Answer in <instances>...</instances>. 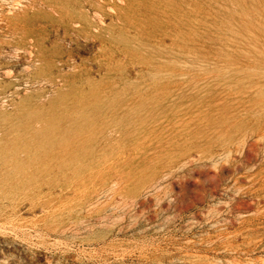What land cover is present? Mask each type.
<instances>
[{
    "label": "rangeland",
    "instance_id": "1",
    "mask_svg": "<svg viewBox=\"0 0 264 264\" xmlns=\"http://www.w3.org/2000/svg\"><path fill=\"white\" fill-rule=\"evenodd\" d=\"M43 1L0 0V115L18 90L57 95L33 79ZM235 1H220L210 33L172 32V123L69 164L63 182L74 172L79 189L65 187L60 209L0 224V264H264V8L241 21Z\"/></svg>",
    "mask_w": 264,
    "mask_h": 264
},
{
    "label": "bare ground",
    "instance_id": "2",
    "mask_svg": "<svg viewBox=\"0 0 264 264\" xmlns=\"http://www.w3.org/2000/svg\"><path fill=\"white\" fill-rule=\"evenodd\" d=\"M220 1L192 2L187 9L172 0L42 2L48 19L40 38L32 32L33 79L57 95L41 90L31 98L18 90L9 98L13 110L0 115V224H23V209L48 216L60 209L65 187L79 189L74 172L63 182L68 165L94 161L93 147L118 143L132 127L157 131L172 123V32L192 38L212 32L223 12ZM263 1L236 0L240 20L264 8Z\"/></svg>",
    "mask_w": 264,
    "mask_h": 264
}]
</instances>
